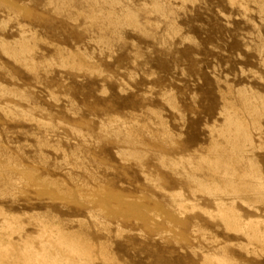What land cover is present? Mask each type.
I'll list each match as a JSON object with an SVG mask.
<instances>
[{
  "label": "rangeland",
  "instance_id": "obj_1",
  "mask_svg": "<svg viewBox=\"0 0 264 264\" xmlns=\"http://www.w3.org/2000/svg\"><path fill=\"white\" fill-rule=\"evenodd\" d=\"M230 1L0 0V211L35 250L52 228L88 264H264L188 177L214 179L200 160L235 114L252 146L226 156L256 198L235 208L264 221V0Z\"/></svg>",
  "mask_w": 264,
  "mask_h": 264
},
{
  "label": "bare ground",
  "instance_id": "obj_2",
  "mask_svg": "<svg viewBox=\"0 0 264 264\" xmlns=\"http://www.w3.org/2000/svg\"><path fill=\"white\" fill-rule=\"evenodd\" d=\"M231 1H233V0H231ZM262 6H264V4ZM263 11H264V8H263ZM127 17H128V15H127ZM129 17H130V15H129ZM245 101H246L245 102L246 104L249 102V101L247 102V99H245ZM227 110L228 109H226V111ZM231 111L232 110H230V112ZM234 111L236 113V110H234ZM226 113L227 114H225V116H224L225 117V121H224L223 126L220 127L217 130L214 129L215 132L217 133V137L219 139L218 140L215 139V138L212 139L211 144H209L210 147H209L208 151H206V152H208V155L204 156V157H201V160H200L201 162L206 163L209 168L213 167V170L215 171L214 179L210 178L212 181L209 183V182L198 181L199 179L197 177L193 176V175H191V176L188 175V177H189V179H192L193 181L197 182L199 190L203 191L207 196L214 198V203H215V206H216V214L215 215L217 217H219L220 220L222 221L223 226L226 229V233H227V230L234 231L235 233H237V235L238 234L239 235L242 234V235H244V237L246 236L247 239H250L253 242L258 241L260 243H264V234L261 232V230L257 229L261 224L264 225V221H262L260 219H255V221H249L248 220V221H244L245 223H243V220H242V218L240 216L239 211L235 208L236 202L242 203L243 204L242 206H244V207L245 206L250 207L251 203L255 202L254 200L256 198L252 197L253 201H251L248 198V195L250 193L254 194V191L252 190L253 188L250 186V184H245V183H242V181H239V178H241V176L239 177V175H237V173H236L232 157L231 156L229 157V156H226V155H227V153H233L234 151L238 150L239 146L237 145V139L239 138L240 135H242V134L244 135L243 137H245L249 148L252 146V142H251L252 140H250L249 135L245 132V127L243 126V121H241L239 119V117H237L235 114H229L228 112H226ZM124 129H125V127H124ZM128 129H129V127H128ZM128 136H130V135H128ZM220 139H222L223 142L219 141ZM244 144H246V143H244ZM244 149H245V147H244ZM244 149H243V151H244ZM210 155L213 156L212 159L210 158L211 157ZM183 161H185L188 164L189 167L193 168L194 169L193 171L199 170L198 168H200L199 165H198V168L195 167V165H193V163H192L193 160L190 157H187V158L181 157V158H179L178 163H174V164L172 163L171 165L178 166L179 163H181ZM252 166H254V165H252ZM254 167L257 168L256 165ZM256 175H258V174H256ZM247 176L248 175H245V176L243 175L242 178L245 180V177H247ZM251 176H252V174H251ZM216 177H218L219 179L216 178ZM261 177H262V175H261ZM261 177H259V178H261ZM248 179H250V178H248ZM255 179L256 178H254V180ZM251 180H252V178H251ZM255 181H257V180H255ZM258 183H259V181H258ZM255 188H261L262 189L264 187L261 184H259V185H255L254 189ZM181 191L182 190H179V191H176L175 193H172L170 195L171 196L170 199H175V198H172V197H176V199H177V197H178V199L182 198L183 197V193ZM263 194H264V192H263ZM255 196L257 197V195H255ZM258 196H259V198H257V200H259V199L261 200V196L259 194H258ZM224 197L232 198L231 202L226 203L223 200ZM263 197L264 196H262V199H264ZM173 202H174V200H173ZM262 202H264V201H262ZM176 204H175V206H176ZM254 205L256 206V204H254ZM181 206H183V205H181ZM180 216H182V215H180ZM0 217H2V218H0V219H2V222H1L2 223L1 224L2 227H0V251L4 250V252L8 253V251L10 249H13V247H14L13 246L14 245L13 241L14 240H12V238H13L12 236L14 234L18 235V237L16 236L17 239H18L17 243L19 245H21V247H19V248H22V246H23V248L21 249L23 254L25 256L28 255V256L25 257V256H23L22 252H21V254H22L21 255L20 254V250H19L20 258L21 257L22 258L25 257L22 260V258L20 259L19 256H17L21 260V263L24 260H25L24 264H88L90 261L92 262V259L90 258L89 254L86 255L87 252H83L85 250L82 251L78 247L77 243L74 240L75 238H72L74 236H72L70 238L67 236L68 238H66V237L63 236L62 232H57V231H56L57 233L56 232H52L54 230H51L52 228H50L49 229L50 232L48 234L47 233H42V236L40 234V236L38 238L39 246L42 248V250H38V249L35 250L34 247H33V242L28 237H23L21 232L18 233L17 229H19V225H21V224H19L18 228H16L15 222H14V220L19 218L18 216H17L18 217L17 218L16 216L6 215L3 211H0ZM219 218H218V220H219ZM42 226H43V224L41 225V227ZM45 227H42L43 228L42 231H46V230H44ZM20 228L22 229V227H20ZM53 229H54V227H53ZM20 231H22V230H20ZM201 231L202 230H200L199 232L201 233ZM4 240H5V242H3ZM55 244L58 246L59 250H60V247H64L65 248V250L63 251L64 253L63 252L61 253L60 251H58L55 248ZM78 244H79V242H78ZM62 249H61V251H62ZM219 249L220 248H218V250ZM30 250H32V252H33L32 256H29L30 254H29L28 251H30ZM17 251H18V249H17ZM86 251H87V249H86ZM215 251H217V249ZM15 253H17V252H15ZM7 256H8V254H7ZM10 258L8 257V259H10ZM18 258H16V259L19 260ZM204 258H205V260L210 261L212 264H235V261L232 258L229 257V255L226 253L225 250H220L218 252H214V253L208 254V255L206 254V255H204ZM12 259H13V257L11 258V260ZM17 260H16V262H18ZM103 261L104 260L102 259V262ZM16 262L14 260L13 263L16 264ZM6 263L7 262H5L4 264H6ZM108 264H109V262H108Z\"/></svg>",
  "mask_w": 264,
  "mask_h": 264
}]
</instances>
